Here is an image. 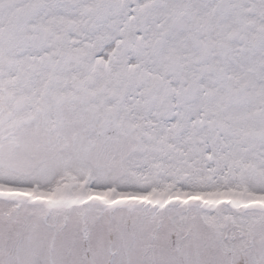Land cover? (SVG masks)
<instances>
[{
	"label": "snow or ice",
	"instance_id": "snow-or-ice-1",
	"mask_svg": "<svg viewBox=\"0 0 264 264\" xmlns=\"http://www.w3.org/2000/svg\"><path fill=\"white\" fill-rule=\"evenodd\" d=\"M0 264H264V0H0Z\"/></svg>",
	"mask_w": 264,
	"mask_h": 264
}]
</instances>
